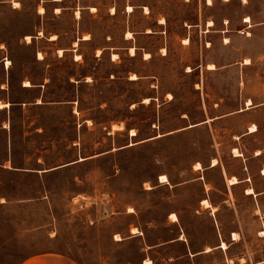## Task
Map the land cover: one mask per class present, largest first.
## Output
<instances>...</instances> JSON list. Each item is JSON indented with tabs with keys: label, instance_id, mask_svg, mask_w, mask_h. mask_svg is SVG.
<instances>
[{
	"label": "rangeland",
	"instance_id": "1",
	"mask_svg": "<svg viewBox=\"0 0 264 264\" xmlns=\"http://www.w3.org/2000/svg\"><path fill=\"white\" fill-rule=\"evenodd\" d=\"M153 1L159 23L164 22L161 31L148 34L143 30L150 23L139 8L129 20L120 7L113 17L102 8L98 21L86 11L78 26L67 8L73 0L64 1L62 13L47 0H0V51L31 82L44 80L54 102L49 114L38 116L50 137L44 161L51 170L43 185L0 168L1 201H7L0 204V264H19L40 251L63 252L80 264H140L146 245L173 237L165 217L175 211L197 236L206 232L207 219L189 214L200 198L195 179L222 188L217 161L228 172L239 171L229 132L223 135L216 118L201 123L222 111L203 96L217 90L218 72H209L204 63L218 49H199V36L190 45L183 42L190 5ZM123 30L132 37L124 39ZM68 47L74 49H62ZM128 47L135 48L134 55ZM233 124L230 119L225 126L233 130ZM131 129L136 136H130ZM244 143L264 146V131ZM210 161L215 167L208 168ZM249 163L253 171L264 163V154L261 162ZM238 190L228 193V203L237 208L232 214L222 209L221 225L264 257V195L241 197ZM213 191L217 202L219 192ZM201 204L209 206L205 199ZM150 251L154 264H185L162 259L176 248L164 255Z\"/></svg>",
	"mask_w": 264,
	"mask_h": 264
},
{
	"label": "crops",
	"instance_id": "2",
	"mask_svg": "<svg viewBox=\"0 0 264 264\" xmlns=\"http://www.w3.org/2000/svg\"><path fill=\"white\" fill-rule=\"evenodd\" d=\"M47 1L53 6H61L60 13L65 9L63 7L65 0ZM183 2L190 5L192 9L185 19L186 44L192 43L193 36H199L201 37L199 49H218L217 54H213L211 59L204 63V68L209 72H218L220 78L217 82V90L216 93L203 92V96L222 111L201 123H208L211 120L214 122L213 119L216 118L223 135L226 136L229 132L228 139L231 144L229 149L232 151L236 149L240 154L232 155V160L239 163V171L238 173L228 172L225 166L217 161L215 166L221 167L222 171H220L224 175H221L222 188L214 186L204 177L202 181V177L196 178L195 180L199 181L201 186L200 198L198 205L189 214L195 218L201 216L207 219L206 232H203L201 237L197 236L198 230H192L194 227L191 228L185 220H181L178 212H172L177 216V221L167 216L165 221L172 227L173 237L153 245H146L140 264H144L147 260L151 262L150 264L155 263L156 258L152 257L151 249L155 251L159 249L164 255L175 248L178 252L162 255V259L185 264H264V257H259L257 252L249 250V244L245 248L242 239L231 238V228L225 227L224 222L222 226L223 218H219L224 208L231 214L236 211L237 207L232 208L228 203V193L231 191L239 189L241 197L251 195L257 198L264 195V163H260L253 171L249 163V160L261 162L264 146L259 144L249 146L244 143L249 138L252 142L256 141L264 131V0H183ZM154 5L153 0H109L108 2L73 0L71 7L67 8L71 10L73 22L78 26L86 11L90 13L91 18L98 21L102 8H105L107 16L113 17L117 15L118 7H120V12L129 17V20L131 13L139 8L144 22L148 21L151 26L149 29H144L143 33L152 34L155 31H161L162 25L159 23L157 18L159 12H155ZM127 6H131L132 11H127ZM145 8L148 12L144 11ZM56 9L53 8L52 11L55 12ZM76 12L79 13L78 17ZM78 28L80 31L81 27ZM242 29L244 33L241 34L239 30ZM81 33L89 32L83 30ZM125 33L126 31L123 30L124 39H126ZM79 38H82V35ZM193 48L196 47L193 46ZM101 49H107V47L104 46ZM9 59L8 55L0 51V168L34 178L43 185L51 170L48 168L49 162L44 161V155L47 160L49 158L50 137L48 124L44 125L42 122L38 124V116L40 111L42 113L44 110L49 114V107L54 105V102L50 101L49 86L44 80L31 82L25 72L16 70L14 63L10 62L7 67L6 61ZM209 64L214 65V68L209 69ZM198 67L199 65L195 66L190 72ZM222 74L224 78H221ZM230 119L234 121L233 130L225 126L229 124ZM238 120L239 124L236 123ZM195 125L197 124L188 126L187 130ZM251 126H254L253 130L250 129ZM35 136L39 137L36 139L39 144H36ZM246 151H250V155H246ZM215 166L211 165V161L208 164V168ZM230 177H235L237 182L227 183ZM181 184L173 187L181 186ZM248 188L253 189L254 194L245 193ZM213 190L219 192L220 197L217 202L213 200L216 195ZM37 192L43 199L44 190H37ZM1 199H3L2 196H0V204L7 203ZM204 199L209 202L208 207L201 204V200ZM187 229H191V232H187ZM135 236L137 235L132 237ZM244 240L247 241L246 238ZM221 241L225 242L227 246L225 249L220 247ZM206 247L209 248L208 251ZM19 264L80 263L63 252L40 251L24 258Z\"/></svg>",
	"mask_w": 264,
	"mask_h": 264
},
{
	"label": "bare ground",
	"instance_id": "3",
	"mask_svg": "<svg viewBox=\"0 0 264 264\" xmlns=\"http://www.w3.org/2000/svg\"><path fill=\"white\" fill-rule=\"evenodd\" d=\"M14 5H17V3H14ZM92 10H93V9H92ZM145 10H146V12H148V9H147V8H145ZM57 11H58V9H57ZM127 11H129V12L132 11V7H131V6H127ZM39 12H43V8H40V9H39ZM76 16H77V17L79 16V13H78V12H76ZM163 22H164V20H160V23H163ZM211 23H212V22H211ZM147 31H149V30H147ZM131 37H132L131 33H130V32H127L125 38H126V39H130ZM54 38H55V37H54ZM85 38H87V37H85ZM26 40L29 42V41H30V37H29V36H26ZM183 42H184V43H187V39H183ZM129 51H130V54H131V55H134V54H135V48H134V47H131V48L129 49ZM60 52H61V51H60ZM38 55H39V59H41L42 56H41L40 54H38ZM114 56H115V55H113L112 57L114 58ZM149 57H150L149 53H146V52H145V53H144V59H148ZM246 61H247V60H246ZM9 64H10V61H6V65H7V67H8ZM208 68H209V69H213V68H214V65L209 64V65H208ZM187 71H191V69L188 68ZM136 78H137V77H136V75H134V74L131 76V79H132V80H134V79H136ZM26 85H29V84L26 83ZM144 102H148V99H145ZM0 105H1V104H0ZM253 128H254V126H251L250 129L253 130ZM255 128H256V127H255ZM129 134H130V136H136V132H135L134 129H131V130L129 131ZM232 152L234 153L235 156H239V155H240L239 152H238L236 149H234ZM196 166H199V164H197ZM162 178H164V176H162ZM228 182H229V184H234V183L237 182V180H236L235 177H231L230 179H228ZM245 193H247V194H254V191H253V189L248 188V189L246 190ZM171 217L173 218V221H176V220H177V218L175 217L174 214H172ZM172 218H171V219H172ZM233 236H234L233 239H237V234H236V233H234ZM220 247L223 248V249H225V248H226V244H225V242L221 241V246H220Z\"/></svg>",
	"mask_w": 264,
	"mask_h": 264
},
{
	"label": "built area",
	"instance_id": "4",
	"mask_svg": "<svg viewBox=\"0 0 264 264\" xmlns=\"http://www.w3.org/2000/svg\"><path fill=\"white\" fill-rule=\"evenodd\" d=\"M239 32L242 34V33H244V30L242 29V30H239ZM245 34H247V33H245Z\"/></svg>",
	"mask_w": 264,
	"mask_h": 264
},
{
	"label": "snow or ice",
	"instance_id": "5",
	"mask_svg": "<svg viewBox=\"0 0 264 264\" xmlns=\"http://www.w3.org/2000/svg\"><path fill=\"white\" fill-rule=\"evenodd\" d=\"M163 179V178H162ZM116 239H120L119 237H116Z\"/></svg>",
	"mask_w": 264,
	"mask_h": 264
}]
</instances>
